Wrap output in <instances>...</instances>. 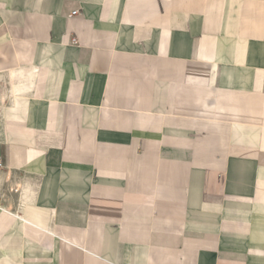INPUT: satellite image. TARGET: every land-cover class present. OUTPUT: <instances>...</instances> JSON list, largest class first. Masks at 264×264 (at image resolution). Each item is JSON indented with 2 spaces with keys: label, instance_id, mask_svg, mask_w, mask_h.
Wrapping results in <instances>:
<instances>
[{
  "label": "crops",
  "instance_id": "obj_1",
  "mask_svg": "<svg viewBox=\"0 0 264 264\" xmlns=\"http://www.w3.org/2000/svg\"><path fill=\"white\" fill-rule=\"evenodd\" d=\"M0 157V264H264V0H0Z\"/></svg>",
  "mask_w": 264,
  "mask_h": 264
},
{
  "label": "built area",
  "instance_id": "obj_2",
  "mask_svg": "<svg viewBox=\"0 0 264 264\" xmlns=\"http://www.w3.org/2000/svg\"><path fill=\"white\" fill-rule=\"evenodd\" d=\"M75 13H77V12H73V14H75ZM3 167V160H2V158L0 157V169Z\"/></svg>",
  "mask_w": 264,
  "mask_h": 264
}]
</instances>
